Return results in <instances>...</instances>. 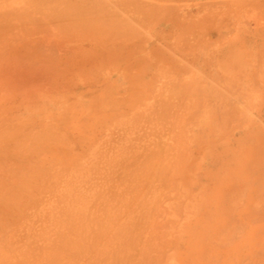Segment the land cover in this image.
I'll use <instances>...</instances> for the list:
<instances>
[{
    "label": "rangeland",
    "instance_id": "obj_1",
    "mask_svg": "<svg viewBox=\"0 0 264 264\" xmlns=\"http://www.w3.org/2000/svg\"><path fill=\"white\" fill-rule=\"evenodd\" d=\"M28 1L0 0L1 263L264 264V0Z\"/></svg>",
    "mask_w": 264,
    "mask_h": 264
},
{
    "label": "bare ground",
    "instance_id": "obj_2",
    "mask_svg": "<svg viewBox=\"0 0 264 264\" xmlns=\"http://www.w3.org/2000/svg\"><path fill=\"white\" fill-rule=\"evenodd\" d=\"M28 1V0H27ZM44 1V0H43ZM48 1V0H47ZM55 1V0H54ZM57 1V0H56ZM58 1H60V0H58ZM80 1V0H79ZM24 2V1H23ZM29 2V1H28ZM50 2H52V0L50 1ZM49 2V3H50ZM49 3H47V4H49ZM60 4V3H59ZM46 5V4H45ZM56 5H58V3L56 4ZM69 6V5H68ZM20 9V8H19ZM44 9V8H43ZM53 9H54V7H53ZM55 10H57V8H55ZM62 10V9H61ZM9 10H7L6 12H8ZM29 11V10H28ZM3 12V11H2ZM35 12V11H34ZM4 13V12H3ZM28 13V12H27ZM43 13V12H42ZM60 13H61V11H60ZM5 15V14H4ZM118 48H116V50H117ZM35 64V63H34ZM114 64V63H113ZM117 64H118V62H117ZM35 66V65H34ZM67 215V214H66ZM69 216V215H68ZM67 219V218H66ZM68 224V223H67ZM59 228V227H58ZM56 229H57V227H56ZM69 230V229H68ZM57 231H58V229H57ZM55 232V231H54ZM50 234V233H49ZM48 234V236L50 237V235ZM53 234H55V233H53ZM52 236V235H51ZM60 236V235H59ZM55 237V236H54ZM42 238V237H41ZM43 238L45 239V236H43ZM43 239V240H44ZM49 239V238H48ZM71 239V238H70ZM55 239H53V241H54ZM71 242V241H70ZM52 243H54V242H52ZM68 244V243H67ZM71 245V244H70ZM72 246V245H71ZM80 250V249H79ZM9 251V250H8ZM6 252V251H5ZM11 252V251H10ZM46 252V251H45ZM79 252H81V251H79ZM22 253V252H21ZM38 254V253H37ZM48 254V253H47ZM77 254V253H76ZM75 254V255H76ZM21 255V254H20ZM38 255H40V254H38ZM70 255V254H69ZM1 256V255H0ZM9 256V255H8ZM36 256V255H35ZM51 256H53V255H51ZM74 256V255H73ZM77 256V255H76ZM33 257V256H32ZM37 257V256H36ZM42 258V257H41ZM54 259V258H53ZM53 259H48V262H47V264H49L50 262L49 261H51V263H52V260ZM1 260V259H0ZM5 261H6V259H4ZM41 260H43V258L41 259ZM56 260V259H55ZM23 261V260H22ZM25 261V260H24ZM34 261V260H33ZM32 262V261H31ZM40 262V261H39ZM0 263H1V261H0ZM6 263V262H5ZM34 263V262H33ZM261 263V262H260ZM2 264V263H1ZM42 264H43V262H42Z\"/></svg>",
    "mask_w": 264,
    "mask_h": 264
}]
</instances>
